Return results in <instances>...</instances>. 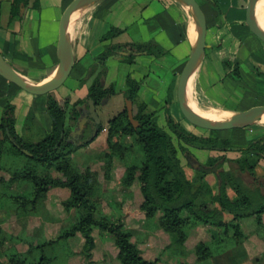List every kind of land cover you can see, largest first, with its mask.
<instances>
[{
  "label": "rangeland",
  "instance_id": "obj_1",
  "mask_svg": "<svg viewBox=\"0 0 264 264\" xmlns=\"http://www.w3.org/2000/svg\"><path fill=\"white\" fill-rule=\"evenodd\" d=\"M187 11L186 24L189 27L193 14ZM78 30L75 25L72 34L76 41ZM119 39L124 40V37ZM209 42L211 41L207 40L208 44ZM104 50V46L98 49L96 65L98 70L107 67L105 82L113 83L120 92L126 88L129 74L141 81L140 100L148 104V110L155 112L158 124L173 136L177 146L180 145V141L168 123L169 116L197 134L228 138L236 148L244 147L251 140L264 136V119L253 123L249 129L224 130L206 129L188 121L179 106L176 89L181 74L178 72L185 60L179 53L169 57L170 61L167 63L169 67L159 68L157 75L144 83L150 64V60L145 59V55H136L135 62L130 63L119 60V57L115 55L103 59L100 53ZM223 51L218 44L209 46L207 57L203 60L204 65L195 74L189 91L193 105L205 111L218 110L220 113L225 111L224 118L230 117L235 111L264 105V72L262 75H255L250 70V64L242 62L240 70L243 85L237 84L227 75L229 69L223 65L222 59L225 56ZM81 65L82 63H79L73 69L65 84L57 91L62 102L69 99L70 110L76 101L84 100L85 102L80 104L79 108L86 116L89 112L88 87L93 77L82 84L81 79L85 77V72ZM19 89L25 94L30 93L20 86ZM32 95L35 96H31V99L25 102L16 93L6 99V105L10 103L16 108L20 133L18 134L26 141L38 142L51 131L52 118L47 109V94ZM126 108V99L122 93H117L95 105L94 111L103 125V130L88 147H82L72 154L82 167L90 164L99 173L100 184L94 192L98 202L97 217L121 218L125 227L133 234L132 241L142 250L144 256L158 264H264V214L260 222L257 216L233 220L235 223L240 222L244 233L249 235L237 244L233 237V228L225 234L223 228L202 225L199 227L197 236L191 235L184 245H180L176 243L175 235L148 221L141 210L143 194L139 181L131 187H126L121 180L127 165L140 164L144 158L142 147L136 143L133 136L113 135L111 137L114 143L119 142L123 146L132 147L126 151H116L111 171L112 178L108 180L104 177L105 160L99 157L109 150V124ZM1 112L0 108V124L2 123ZM3 139L4 131L0 128V141ZM189 148L193 154L187 157L180 152V157L187 175L194 178L197 175L195 168L199 164H205L210 155L218 153L192 146ZM6 149V145L0 147V261L10 264L5 253L8 249H14L30 258L44 254L50 259L47 264H86L87 259L83 252L85 240L80 233L68 239H59L61 232L72 227L80 217L78 209L64 208V201L70 196L69 188L51 189L34 208L30 203L22 204L16 200V197L30 198L32 185L28 181L12 182L11 179L13 171L21 169L26 159L23 156H15ZM228 155L239 156L240 153L233 152ZM241 175L248 186L253 188L264 186V159L261 160L254 174L245 172ZM206 182L216 189L218 183L216 174H209ZM229 193L232 197L235 196V191L231 188ZM93 235L95 237V247L91 258L93 263L121 264L117 258L118 248L113 236L109 233L103 234L98 229L94 230ZM200 238L213 247L215 254L212 258L197 260L196 245ZM39 246H43V250L39 249Z\"/></svg>",
  "mask_w": 264,
  "mask_h": 264
},
{
  "label": "trees",
  "instance_id": "obj_2",
  "mask_svg": "<svg viewBox=\"0 0 264 264\" xmlns=\"http://www.w3.org/2000/svg\"><path fill=\"white\" fill-rule=\"evenodd\" d=\"M30 0H12L10 18H21L24 8ZM2 6L0 1V20ZM123 32L112 26L103 35L102 41L112 40ZM100 53L103 59L111 55L120 60L134 63L136 55L144 53L159 56L157 45L149 43H119L106 44ZM98 57L90 71L81 79L84 84L93 77L88 87L87 106L89 100L95 105L104 99L122 93L126 99L127 108L119 113L109 124V150L99 158L105 160L104 177L111 179L112 165L118 150H129L132 146L112 142L113 135L123 137L133 136L142 147L144 158L140 164L126 166L122 176V184L131 187L139 181L143 201L141 210L148 221L154 226L176 236V243L184 245L191 235H198L202 225L216 226L228 234L234 229L235 243H240L249 237L244 233L239 222L240 218L257 216L258 222L264 214V186H248L242 173L254 174L264 159V136L251 140L246 146L236 148L228 138L197 134L184 127L179 121L169 116L168 123L180 141L177 146L173 136L157 122L154 111L148 110V104L140 100L141 81L131 74L127 77V86L120 92L113 83L105 82L107 67L98 70ZM105 61V60H104ZM77 64V62H76ZM223 65L229 69L228 77L243 85L240 62L236 59H225ZM177 89V86H176ZM47 109L52 118L51 131L40 141L30 142L22 138L16 130V108L8 103L0 128L4 131V139L0 147L6 145L8 151L15 156L26 159L21 169L12 173V182L23 180L32 185L30 198L19 196L16 200L22 204L37 206L53 188H69L70 196L64 201V208L78 209L80 217L72 227L61 232L59 239H68L80 233L85 240L84 254L86 264H94L92 250L95 247L93 232L98 229L101 233L113 236L118 248L117 258L121 264H158L146 258L142 250L132 241V232L127 229L121 218L112 219L104 216L98 218V202L94 192L100 184L98 171L87 164L82 167L72 154L94 142L103 130L98 117L91 116L77 131L83 111L79 108L85 101L79 99L70 110V101L64 102L59 98L57 90L47 93ZM132 106V117L129 106ZM246 127L244 129H249ZM205 149L218 154L209 156L205 164L195 168L197 175L190 178L182 164L180 152L189 157L193 151L189 147ZM239 152V156L228 155ZM209 174H216L217 186L213 189L206 182ZM229 188L235 191L231 196ZM231 216V218H230ZM43 246L38 248L43 250ZM197 260H207L214 256L213 247L202 238L196 245ZM10 264H47L50 259L44 254L30 258L14 249L5 253ZM0 264H4L0 261Z\"/></svg>",
  "mask_w": 264,
  "mask_h": 264
},
{
  "label": "crops",
  "instance_id": "obj_3",
  "mask_svg": "<svg viewBox=\"0 0 264 264\" xmlns=\"http://www.w3.org/2000/svg\"><path fill=\"white\" fill-rule=\"evenodd\" d=\"M0 1L2 6L0 51L27 77L38 79L35 81L48 79L59 64L57 49L60 21L72 0H30L23 10L22 17L17 19L10 18L12 0ZM198 1L207 18V40L211 41L209 46L218 44L224 50L222 62L229 58L236 59L240 62V67L242 62L250 64L253 74L262 75L264 44L247 24L248 0ZM187 14V9L174 0L98 1L86 8L76 20L75 25L79 29V34L77 41L73 37L77 62L75 67L82 63L81 67L86 76L95 62L98 49L110 42L126 44L151 42L160 49L159 56L142 54L145 55V59L150 60L149 73L146 74L144 83L152 76H156L159 68L169 67L167 65L169 57L176 53L185 59L178 72L181 73L191 52V38L186 24ZM112 26L122 29L123 32L112 40L102 41L103 35ZM119 37H124V40H120ZM203 65L204 62L199 70ZM28 70L29 73L26 72ZM16 93L25 102H28L31 96H35L23 93L17 84L0 75L2 119L6 99ZM17 117L16 112V130L19 133Z\"/></svg>",
  "mask_w": 264,
  "mask_h": 264
},
{
  "label": "water",
  "instance_id": "obj_4",
  "mask_svg": "<svg viewBox=\"0 0 264 264\" xmlns=\"http://www.w3.org/2000/svg\"><path fill=\"white\" fill-rule=\"evenodd\" d=\"M98 1L102 0H72L65 9L59 27L57 49L59 64L51 77L43 81H35L27 77L20 72L13 63L8 61L1 51L0 75L31 94H47L59 89L65 84L76 65V57L73 48V34L70 32V27L76 23L78 16L86 8ZM174 1L181 3L187 10L191 11L197 26V36L194 40H191L189 59L181 71L177 85L178 102L183 115L194 125L211 130L246 128L261 120L264 117V105H255L245 110L235 111L230 117L219 120L205 118L192 107L187 92V86L193 76L197 73L206 56L207 48L209 47V44L207 43L208 23L206 15L198 0ZM258 1L259 0H248L247 24L250 26L253 33L264 42V27L262 26L257 13ZM106 100L107 99H104L103 102ZM94 107V102L89 100V111L92 113V116L96 117ZM129 111L130 116L132 117L131 105L129 106ZM85 122L86 116L83 113L77 131H80Z\"/></svg>",
  "mask_w": 264,
  "mask_h": 264
},
{
  "label": "bare ground",
  "instance_id": "obj_5",
  "mask_svg": "<svg viewBox=\"0 0 264 264\" xmlns=\"http://www.w3.org/2000/svg\"><path fill=\"white\" fill-rule=\"evenodd\" d=\"M257 13H258L259 20H260L262 26L264 27V0L258 1ZM74 26H75V24L70 27L71 33H73ZM196 36H197V26H196L195 18L193 17V20H191V22L189 24V37L191 38V40H194L196 38ZM194 77L195 76H193V78L190 80V82L187 86V92H188L189 96H190L189 91L192 87ZM191 105L194 109H196V111H198L205 118H210V119H214V120L226 119V118H224L226 115L225 111H222V113H220V112H218V110H209V111L201 110V109L196 108L193 105L192 100H191ZM262 119H264V117Z\"/></svg>",
  "mask_w": 264,
  "mask_h": 264
},
{
  "label": "flooded vegetation",
  "instance_id": "obj_6",
  "mask_svg": "<svg viewBox=\"0 0 264 264\" xmlns=\"http://www.w3.org/2000/svg\"><path fill=\"white\" fill-rule=\"evenodd\" d=\"M86 116H87L86 122L90 121V117L92 116V113L89 111V112L86 113Z\"/></svg>",
  "mask_w": 264,
  "mask_h": 264
}]
</instances>
